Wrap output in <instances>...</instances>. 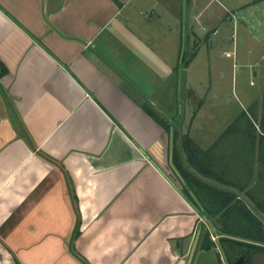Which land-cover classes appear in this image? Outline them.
Listing matches in <instances>:
<instances>
[{
    "label": "crops",
    "instance_id": "1",
    "mask_svg": "<svg viewBox=\"0 0 264 264\" xmlns=\"http://www.w3.org/2000/svg\"><path fill=\"white\" fill-rule=\"evenodd\" d=\"M259 3L0 0V264H228L201 246L212 216L183 173L212 180L182 147L225 131L200 140L195 118L179 121L157 41L183 11L215 24Z\"/></svg>",
    "mask_w": 264,
    "mask_h": 264
},
{
    "label": "rangeland",
    "instance_id": "2",
    "mask_svg": "<svg viewBox=\"0 0 264 264\" xmlns=\"http://www.w3.org/2000/svg\"><path fill=\"white\" fill-rule=\"evenodd\" d=\"M229 9V15L225 13L215 24L191 21V15L183 11L180 21L173 22L171 40L157 41L176 69V94L184 111L178 120L195 118V137L200 140V136L220 135L264 92V1ZM192 92L198 96L194 101ZM205 221L209 227L205 228L213 231L222 246L220 238L225 234L218 230L215 217Z\"/></svg>",
    "mask_w": 264,
    "mask_h": 264
},
{
    "label": "trees",
    "instance_id": "3",
    "mask_svg": "<svg viewBox=\"0 0 264 264\" xmlns=\"http://www.w3.org/2000/svg\"><path fill=\"white\" fill-rule=\"evenodd\" d=\"M150 113L163 121L156 111ZM234 134H241L245 140L231 142L227 151L221 150L222 139ZM182 147L190 166L212 180L207 184L185 170L183 173L202 203L198 208L208 217H215L218 230L225 234L220 238L223 250L228 251L230 246L235 251L254 244L261 247L264 244V92L209 148L200 147L187 134L182 138ZM202 236V247L217 246L209 229Z\"/></svg>",
    "mask_w": 264,
    "mask_h": 264
},
{
    "label": "flooded vegetation",
    "instance_id": "4",
    "mask_svg": "<svg viewBox=\"0 0 264 264\" xmlns=\"http://www.w3.org/2000/svg\"><path fill=\"white\" fill-rule=\"evenodd\" d=\"M238 247L235 251L229 246L225 251L228 264H252V259L257 252H264V244Z\"/></svg>",
    "mask_w": 264,
    "mask_h": 264
},
{
    "label": "water",
    "instance_id": "5",
    "mask_svg": "<svg viewBox=\"0 0 264 264\" xmlns=\"http://www.w3.org/2000/svg\"><path fill=\"white\" fill-rule=\"evenodd\" d=\"M252 264H264V252H257L252 259Z\"/></svg>",
    "mask_w": 264,
    "mask_h": 264
},
{
    "label": "built area",
    "instance_id": "6",
    "mask_svg": "<svg viewBox=\"0 0 264 264\" xmlns=\"http://www.w3.org/2000/svg\"><path fill=\"white\" fill-rule=\"evenodd\" d=\"M227 55L230 56L231 55V52H227Z\"/></svg>",
    "mask_w": 264,
    "mask_h": 264
}]
</instances>
